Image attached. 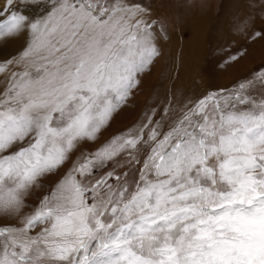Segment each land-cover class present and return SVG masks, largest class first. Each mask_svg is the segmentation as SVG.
<instances>
[{
	"label": "snow or ice",
	"instance_id": "1",
	"mask_svg": "<svg viewBox=\"0 0 264 264\" xmlns=\"http://www.w3.org/2000/svg\"><path fill=\"white\" fill-rule=\"evenodd\" d=\"M257 21L236 27L264 40ZM20 37L0 59V264H264V65L97 144L162 56L155 0H0V40Z\"/></svg>",
	"mask_w": 264,
	"mask_h": 264
},
{
	"label": "rangeland",
	"instance_id": "2",
	"mask_svg": "<svg viewBox=\"0 0 264 264\" xmlns=\"http://www.w3.org/2000/svg\"><path fill=\"white\" fill-rule=\"evenodd\" d=\"M155 2L157 14L168 21V39L162 46V56L155 63L151 72L143 76L142 83L140 84L139 89L135 92L134 98L129 101L127 107L114 117L111 126L103 132V135L97 141V144L103 143L112 135L130 127L141 117L142 113L152 102L158 98L161 101L167 99L168 95L174 90H180L183 93L185 92L184 94L188 97L195 99L214 89H231L241 82L250 81L253 79V74L259 69V67L264 65V57H262L264 56V40H257V42L254 43L252 41H244L245 43H243L239 39L234 40V36H239V34H237L239 31L233 25H237L240 18L246 14L245 11L248 9L247 7H249L251 0H196V7L187 11H179L176 14L172 13V9L166 2H164V0H155ZM230 17L231 19L233 18V21ZM226 19L229 21H226ZM228 22H230V24ZM199 23L205 24V30L206 28L212 30L218 24H221L224 29L229 31L228 33L233 34V40L229 37V42L231 40V47L230 45L228 46L229 42H225L221 45H219V42V47L227 48L228 46L233 48L234 44H236V47L233 49H227L226 52L222 51L220 48L213 49V45H211L212 43L210 42L203 48V50L205 49L204 51L202 50L198 53L199 55L191 51V54L197 55L196 57L194 56V61H197V65L199 62L200 63L197 69L193 70V67L190 66L186 68L188 70H193L191 71V74L195 76V82L191 85L193 87L185 90V87L183 86H181L183 89L178 87L180 86L178 82L184 78L182 73L185 71H182V67H180L182 59H184V56H182L183 45L181 44L179 46L176 42L178 36H180V42L185 43L183 41L190 37L189 28L196 27ZM262 27H264V25ZM237 42L239 45H237ZM217 47L218 46H216V48ZM245 48L247 49V54L244 55L242 59L235 61L227 60L228 56L236 53L237 49ZM259 48L261 49L258 50ZM258 51L260 53L256 54ZM206 58L208 60H206ZM196 76L198 78H196ZM249 91L257 100L264 95V87L259 83L253 85ZM85 147L86 149H94L96 144H89ZM66 168L67 165L65 166V169H61V173H63ZM52 179L54 180L55 177ZM47 186L48 181H45V190H47Z\"/></svg>",
	"mask_w": 264,
	"mask_h": 264
},
{
	"label": "bare ground",
	"instance_id": "3",
	"mask_svg": "<svg viewBox=\"0 0 264 264\" xmlns=\"http://www.w3.org/2000/svg\"><path fill=\"white\" fill-rule=\"evenodd\" d=\"M252 2V0H251ZM248 9L245 11L246 13H253V14H260L262 9H264V0H255V3L251 6V7H247ZM242 13V12H241ZM233 15V14H232ZM244 15V14H243ZM242 15V16H243ZM238 18V17H237ZM231 19V17H230ZM239 19V18H238ZM241 19V18H240ZM228 19H226L227 21ZM233 21V18L231 19ZM229 21V20H228ZM237 21V20H236ZM234 21V22H236ZM233 22V23H234ZM230 24V22H228ZM232 23V22H231ZM264 25V23H261L260 21H257L256 24H255V27L256 28H261L262 26ZM193 26V25H192ZM227 26V25H226ZM236 27V25H233ZM228 27V26H227ZM232 27V26H230ZM229 27V28H230ZM241 28L243 27L242 25L240 26ZM237 28V27H236ZM235 29V28H234ZM237 30L239 31L237 34H239L238 37H235L234 36V40L236 39H239L241 40L243 43H245L244 41H251L249 39H247L246 37V33H244L243 31L240 30V28H237ZM229 31H227L226 29H224L222 27L221 24H218L215 28H213L212 30L209 29V28H206L205 30V24H201L199 23V25H197L196 27H190L189 28V33H190V37L187 38V40L185 39L183 42L185 43H182L180 42L179 38L180 36H178V39H177V42L176 44H178L179 46L182 44L183 45V55L184 56V59H182V63H181V66L182 67V71H185L184 73H182L184 75V78H182L181 80H179V85L178 86L179 88L183 89L181 86L185 87V90L190 88V87H193L191 85H193V82H195V76H193V74H191L194 69H197L198 66H199V63L197 65V61L195 62L194 61V56L196 57L197 55H194V54H191V51L195 52V54H198L200 53L203 48L206 46V44L208 43H212L211 45H213V49H222V51H226L227 52V49H233L234 47H236V44H234V47L233 48H230L231 45H230V42H229V39L231 38L233 40V34L231 33H228ZM230 37V38H229ZM183 39V38H182ZM200 41H199V40ZM175 40V39H174ZM198 40V41H197ZM220 42V43H219ZM225 42H229L228 46L230 45V47L227 46V48H222V47H219V45L221 44H224ZM257 42V41H256ZM215 43V44H214ZM219 43V45H218ZM233 43V42H232ZM254 43V42H253ZM262 43V42H261ZM24 45V38L23 37H20L19 39H15V40H8V41H3V40H0V59H3L5 57H7L8 55H15ZM237 45L238 42H237ZM254 45V44H253ZM251 45V46H253ZM216 46H218L216 48ZM233 46V44H232ZM226 47V45H225ZM244 48V47H243ZM212 49V50H213ZM261 48H259L258 50H260ZM205 50V49H204ZM203 50V51H204ZM214 52V51H212ZM217 53V52H216ZM215 53V54H216ZM260 52L258 51V53L256 54H259ZM209 54V52H208ZM207 54V55H208ZM262 54V53H261ZM199 55V54H198ZM213 56V55H212ZM215 56V55H214ZM207 57V56H206ZM221 57V56H219ZM246 57V56H245ZM264 57V56H262ZM203 58H204V55H203ZM208 58V57H207ZM206 58V60H208ZM213 58V57H212ZM218 58V57H217ZM227 58V57H226ZM221 59V58H220ZM205 60V59H204ZM228 60V59H227ZM244 62V61H243ZM222 63V62H221ZM224 63V62H223ZM193 64V65H192ZM226 65V64H224ZM239 65V64H238ZM193 67V70H188L186 69L187 67ZM232 66V65H231ZM222 67V66H221ZM235 67V66H234ZM223 70H226V69H223ZM195 73V72H193ZM200 76V75H199ZM201 77V76H200ZM205 77V76H204ZM202 77V78H204ZM196 78H198L196 76ZM201 80V79H200ZM204 81V79H203ZM198 83V82H197ZM185 84V86H184ZM2 86V85H0ZM195 86V85H194ZM183 90V91H185ZM185 93V92H184ZM189 94V93H188Z\"/></svg>",
	"mask_w": 264,
	"mask_h": 264
}]
</instances>
